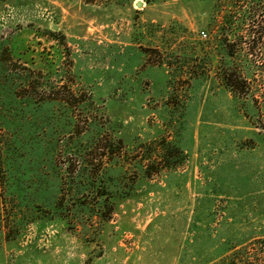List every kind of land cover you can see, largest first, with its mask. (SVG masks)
Returning <instances> with one entry per match:
<instances>
[{
  "label": "rangeland",
  "instance_id": "1",
  "mask_svg": "<svg viewBox=\"0 0 264 264\" xmlns=\"http://www.w3.org/2000/svg\"><path fill=\"white\" fill-rule=\"evenodd\" d=\"M220 5L0 0V264H191L264 238V79L238 99L199 60Z\"/></svg>",
  "mask_w": 264,
  "mask_h": 264
},
{
  "label": "trees",
  "instance_id": "2",
  "mask_svg": "<svg viewBox=\"0 0 264 264\" xmlns=\"http://www.w3.org/2000/svg\"><path fill=\"white\" fill-rule=\"evenodd\" d=\"M219 11L212 21L214 34L198 44L203 53L199 60L221 70L224 86L236 98H254L260 93L254 84L264 79V0H221ZM66 102L82 103L73 95ZM104 147L110 149V144ZM191 264H264V238L238 243L225 239L214 254L195 256Z\"/></svg>",
  "mask_w": 264,
  "mask_h": 264
},
{
  "label": "built area",
  "instance_id": "3",
  "mask_svg": "<svg viewBox=\"0 0 264 264\" xmlns=\"http://www.w3.org/2000/svg\"><path fill=\"white\" fill-rule=\"evenodd\" d=\"M201 36L205 38L207 34L204 31H201Z\"/></svg>",
  "mask_w": 264,
  "mask_h": 264
},
{
  "label": "crops",
  "instance_id": "4",
  "mask_svg": "<svg viewBox=\"0 0 264 264\" xmlns=\"http://www.w3.org/2000/svg\"><path fill=\"white\" fill-rule=\"evenodd\" d=\"M138 5L140 6V5H141V3H139V2H138Z\"/></svg>",
  "mask_w": 264,
  "mask_h": 264
}]
</instances>
